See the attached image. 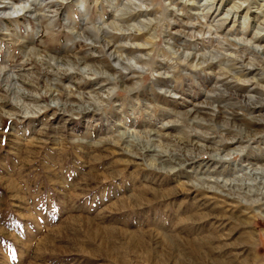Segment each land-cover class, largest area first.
<instances>
[{"label": "rangeland", "instance_id": "obj_1", "mask_svg": "<svg viewBox=\"0 0 264 264\" xmlns=\"http://www.w3.org/2000/svg\"><path fill=\"white\" fill-rule=\"evenodd\" d=\"M20 1L0 0V264H264V0H133L121 25H150L122 33L125 0ZM92 25L136 74L74 38ZM238 56L258 86L221 75Z\"/></svg>", "mask_w": 264, "mask_h": 264}, {"label": "bare ground", "instance_id": "obj_2", "mask_svg": "<svg viewBox=\"0 0 264 264\" xmlns=\"http://www.w3.org/2000/svg\"><path fill=\"white\" fill-rule=\"evenodd\" d=\"M125 1H127V2H125ZM124 2V4H123V9H124V13L123 14H120V15H114L112 18H113V20L114 21H116V22H113V23H111V24H109L108 25V27L110 26V28L111 29H113V30H117L119 33H122V31L124 30H128V28L130 27V28H135L136 27V31H142V30H144V29H146V28H148L149 27V25H150V23H149V21H146V23H144V22H136V24H135V27H134V25H129L128 27H123V23H126V24H128V22H130L131 21V18L132 17H137V16H141V11H134L135 10V8L134 9H131L133 6L134 7H136L135 6V4H134V2H133V0H125ZM186 1H191V0H186ZM206 3L208 2V6H209V10H210V8H212L213 6L215 7V6H217V1L218 0H209V1H207V0H204ZM54 3H56V2H54ZM7 4V3H6ZM81 6L82 5H84L83 3H81L80 4ZM220 5L221 4H219V6H217V8H216V10H219V8H220ZM35 4H34V2H32V0H23V1H20V4L18 5L17 4V6H15L14 4H12L11 6H5V7H3V8H7V9H9L10 10V12H12V13H22V14H28V15H31L32 14V12L35 10ZM224 7V6H223ZM223 7H222V12H223ZM126 8V9H125ZM137 8V7H136ZM139 8V7H138ZM232 8V7H231ZM240 8V6H236V8L235 9H239ZM6 9V10H7ZM4 11V10H3ZM85 11V10H84ZM5 12V11H4ZM120 12V11H119ZM7 13V12H6ZM2 14H5V13H2ZM123 15H125V17H127L126 19L124 18H122V16ZM145 15V14H144ZM232 16V15H234V17L236 16V11H234V10H232V9H226L225 11H224V13H223V16H224V19H222L223 20V22L225 21V20H227V18H228V16ZM142 17V16H141ZM149 20V19H148ZM135 21V20H134ZM145 21V20H144ZM119 24V25H118ZM121 24H123V25H121ZM107 27V26H106ZM264 29V28H263ZM262 30V29H261ZM74 31V30H73ZM75 36H74V38H81V39H84L85 41H89L90 43H92V44H100L101 45V47H102V51H103V53L104 54H106V57H107V61L109 62V63H111V64H113L114 66H117V67H120V68H123L124 70H128V71H131L130 73H134V74H136V72L134 71V69H133V67L131 66V65H129L128 63H127V61L130 59H127L126 58V52H125V49H123L121 46H113L112 44H110L111 43V41H112V39H119V40H121V39H123V35H119V36H116V35H112V34H110L109 32H107L106 31V29L105 28H101V27H99V25L98 26H94V25H92V26H90V27H88L87 29H85V30H83V31H80L79 33L78 32H75V34H74ZM71 41V40H70ZM145 44H148V43H145ZM144 44V45H145ZM140 45V44H139ZM140 46H136L135 48H134V50L131 52H129V53H142L141 51H140V48H139ZM110 48H112V49H114V51L113 52H111V50L112 49H110ZM124 52V56L122 55V53ZM172 55H174V56H176V57H174L176 60H180L181 59V62H183L184 64H187V62H192L194 59H192V57H190V54L189 55H186V54H184V55H175V53H171ZM261 54L262 55H264V51H262L261 52ZM132 56V55H131ZM142 56H143V54H142ZM144 56H145V54H144ZM218 55L217 54H214L213 52H207L206 54H201V56L197 59V61H196V63H195V65H192L191 64V67H193V68H196V67H199L201 64H203V63H205L207 60H213V59H215L216 57H217ZM196 58V57H195ZM237 59H240L241 61L240 62H236L235 64L236 65H239V69L238 70H236L235 69V65L233 64L232 66L230 65V66H228V67H226L224 70H222L221 69V71L223 72L221 75H226V74H229V72L230 73H232V75H231V77L230 78H232V79H234L235 81H237V82H241V83H252V82H255V84L254 85H257L258 86V84H259V82H260V80H252V79H250V80H247V79H240V77H244L243 76V73H242V71L243 70H241L242 68H243V63H244V61H242V59H241V57L240 56H238L237 57ZM134 61L133 62H139L140 60H139V58H137V56H136V58H134L133 59ZM52 61H56V60H52ZM126 61V62H125ZM132 61V60H131ZM233 61H236V60H233V59H230V62H233ZM58 62V61H57ZM59 62H61V61H59ZM66 62V64L69 66V67H72L73 68V66H74V68H76V70L77 71H79L80 73H86V72H89V71H93V72H95L94 70H93V68H91L90 66H87V65H84L85 63H84V61H83V59H81V58H78V57H76V58H74L72 61L71 60H66L65 61ZM129 62H130V60H129ZM140 62H142V61H140ZM57 64V63H56ZM60 64V63H59ZM245 65L247 64V63H244ZM58 65V64H57ZM209 65H211L212 66V63H211V61H210V63H209ZM208 65V66H209ZM248 66H249V64H247ZM250 66H252V65H250ZM107 67H108V69L111 71H115V68L114 67H112V66H110V65H107ZM70 69V68H69ZM136 70V69H135ZM106 72V71H105ZM105 72H99L98 74L99 75H101V77L102 78H105V79H107L108 81L109 80H115V77L114 76H110V74H107V72L105 73ZM138 74V73H137ZM252 80V81H251ZM221 84H220V87L226 92V91H228V85L227 84H224V83H222V82H220ZM219 87V88H220ZM127 89V88H126ZM245 99H247L246 101H245V103H246V106L245 107H250L251 105H255L256 104V102L252 99V97H250V96H246V97H244ZM193 111H188V113H187V116H188V118L190 117V122H192V123H194V124H196V125H199V124H203V123H205L204 121H203V119L202 118H200V117H198L197 116V114H193L192 113ZM189 122V123H190ZM224 123H226V124H228V121L226 120V121H224ZM143 151L144 152H149L150 150H149V148L148 147H145V148H143ZM264 167V166H263ZM262 170V169H261ZM191 186H193V185H191ZM263 205H264V202H263ZM263 219H264V216H261ZM186 243H187V241H186ZM188 244V243H187ZM187 244H186V246H187ZM171 246V245H170ZM189 246V245H188ZM191 246H193V245H190V247ZM168 248V247H167ZM194 248H196V247H193V249ZM172 249V248H171ZM192 250V249H191ZM196 251V250H195ZM195 253H197V252H195ZM192 254H194V253H192ZM195 255V254H194ZM197 256V255H196ZM199 257V256H198ZM215 262V261H214Z\"/></svg>", "mask_w": 264, "mask_h": 264}]
</instances>
